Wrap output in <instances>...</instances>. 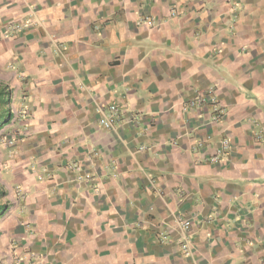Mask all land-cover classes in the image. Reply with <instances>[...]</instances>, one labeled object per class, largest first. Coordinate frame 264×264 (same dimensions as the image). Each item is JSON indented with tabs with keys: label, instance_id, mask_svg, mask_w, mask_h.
<instances>
[{
	"label": "crops",
	"instance_id": "obj_1",
	"mask_svg": "<svg viewBox=\"0 0 264 264\" xmlns=\"http://www.w3.org/2000/svg\"><path fill=\"white\" fill-rule=\"evenodd\" d=\"M230 1L0 0V83L14 116L26 111L15 123L26 173H15L28 195L12 214L36 229L17 238L22 261L228 264L244 233L201 223L238 197L260 207L250 233L264 238V0H235L238 12ZM211 88L218 122L210 106H191ZM110 104L119 119L103 131L98 107ZM40 171L48 178L37 182ZM181 216L200 222L190 255L175 246ZM258 253L244 263L264 264Z\"/></svg>",
	"mask_w": 264,
	"mask_h": 264
},
{
	"label": "rangeland",
	"instance_id": "obj_2",
	"mask_svg": "<svg viewBox=\"0 0 264 264\" xmlns=\"http://www.w3.org/2000/svg\"><path fill=\"white\" fill-rule=\"evenodd\" d=\"M230 5L232 7L228 12L233 10L237 12L240 11L239 8H237L238 3H236L235 0H231ZM170 12L171 17L181 16L179 15V8L176 6L172 7ZM227 15L234 16L235 12L228 13ZM226 33L230 34V29H228ZM5 113L7 114V112ZM22 117L23 116L21 114L14 116L16 121L11 123L13 125L8 126L7 128L4 127L5 129L3 128L0 130V192H2L0 195V208L3 207L4 202L9 203V209L4 215L0 216V261L2 264H27L26 259L23 261L21 260V258L25 256L24 254L26 252L27 242L25 241L24 243H20V240L17 238L21 233H24V227H26L25 231H29L28 235L32 236L36 234L34 224H28L26 226L25 218L12 214L14 206L21 207L26 204L28 195L25 187H17V175L15 173L17 172L16 169H20L22 173H26V170H24L25 165L23 162L18 163V159L16 158L22 157L21 155H17L18 152H16V150L18 141H15L16 139L18 140L17 136L23 132H19V128L15 126V123L21 124L20 121L22 120ZM22 137L23 136H21V138ZM28 168L30 170L34 169L31 166H28ZM109 170L110 172L112 171V169ZM35 178L37 182H39L42 179H47L48 175L46 172L42 173V171H40L37 172ZM105 179H103V181ZM74 182L79 185H85V183H88L89 188L93 191L92 193L96 195H99L102 191V188L98 184L94 183V178L91 175L82 176L77 173L75 174ZM61 189L62 188H59L60 191H54V193L57 195H65L64 193H61ZM35 191L36 190L34 188H31L28 192ZM65 197H67V195H65ZM259 208L260 207L250 206L248 203H245L243 197H238L234 200L230 209L225 211L215 207L210 215L203 219L201 224H203V226H213L214 231L223 230L228 232L232 229L238 228L242 233H244L239 240H236V248L239 252V255H231L230 262L228 264H245L244 260L247 254L256 255L259 258V249L264 250V238H260V236H257L255 233V239H253L250 233L251 230H256L257 225H259L256 220V214ZM14 213L19 215L18 209L15 208ZM195 218V216L190 217L192 223L189 227H185V220L183 216L178 219V223H182L180 227L184 229V232H182L183 237L178 239V243L175 246L178 248L179 253L181 254L184 253V255H190V251L193 252L194 250L192 246L194 242V234L196 235L197 232L192 233V230L195 226L200 225V222H196L194 220ZM164 230L165 229H163V231L160 233L162 234L161 239L163 242L168 243L171 239V236L165 235ZM150 234H152V232H150ZM186 243L190 244L188 248L190 251L188 252L184 247ZM18 253L21 256L18 255ZM258 261L262 263L263 259H258Z\"/></svg>",
	"mask_w": 264,
	"mask_h": 264
},
{
	"label": "built area",
	"instance_id": "obj_3",
	"mask_svg": "<svg viewBox=\"0 0 264 264\" xmlns=\"http://www.w3.org/2000/svg\"><path fill=\"white\" fill-rule=\"evenodd\" d=\"M16 28H20L19 24L13 25L8 27V30L12 31ZM192 107H211V120L218 122L224 117V109L220 105V102L218 100V96L213 88L208 89L207 92L201 93L194 100L191 101ZM21 114H26L25 110L20 111ZM98 113H99V124L101 126V129L103 131H109L114 128V125L116 121L119 119V107L115 104H110L108 106H99L98 107ZM230 139L225 138L223 141H221L220 145L214 152V154L210 157L211 162H218L221 158V156L224 154V152L230 147ZM72 169L80 170V166L76 163L72 164ZM185 227H189L192 223L191 219H187L184 221ZM182 224V223H181ZM180 224V225H181ZM182 232H184V229L181 227ZM190 244L186 243L185 248L187 252L189 251Z\"/></svg>",
	"mask_w": 264,
	"mask_h": 264
},
{
	"label": "trees",
	"instance_id": "obj_4",
	"mask_svg": "<svg viewBox=\"0 0 264 264\" xmlns=\"http://www.w3.org/2000/svg\"><path fill=\"white\" fill-rule=\"evenodd\" d=\"M12 102V90L9 86L0 83V130L10 124L14 118V113L11 108ZM5 112H7V114ZM1 193L2 192H0V195ZM8 209L9 203L4 202L3 207L0 208V216L4 215ZM0 264H2L1 261Z\"/></svg>",
	"mask_w": 264,
	"mask_h": 264
}]
</instances>
